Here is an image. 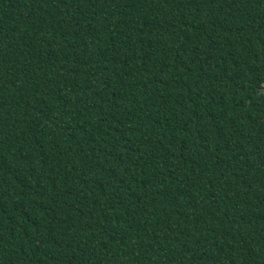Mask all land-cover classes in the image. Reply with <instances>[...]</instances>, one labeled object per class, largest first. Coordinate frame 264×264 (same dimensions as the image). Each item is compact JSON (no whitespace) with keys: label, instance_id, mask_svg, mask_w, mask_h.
Returning a JSON list of instances; mask_svg holds the SVG:
<instances>
[{"label":"trees","instance_id":"trees-1","mask_svg":"<svg viewBox=\"0 0 264 264\" xmlns=\"http://www.w3.org/2000/svg\"><path fill=\"white\" fill-rule=\"evenodd\" d=\"M0 264H264V0H0Z\"/></svg>","mask_w":264,"mask_h":264}]
</instances>
